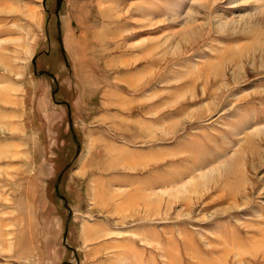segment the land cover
I'll list each match as a JSON object with an SVG mask.
<instances>
[{"label": "rangeland", "instance_id": "374dc122", "mask_svg": "<svg viewBox=\"0 0 264 264\" xmlns=\"http://www.w3.org/2000/svg\"><path fill=\"white\" fill-rule=\"evenodd\" d=\"M0 264H264V0H0Z\"/></svg>", "mask_w": 264, "mask_h": 264}, {"label": "bare ground", "instance_id": "6f19581e", "mask_svg": "<svg viewBox=\"0 0 264 264\" xmlns=\"http://www.w3.org/2000/svg\"><path fill=\"white\" fill-rule=\"evenodd\" d=\"M230 171V170H229Z\"/></svg>", "mask_w": 264, "mask_h": 264}]
</instances>
